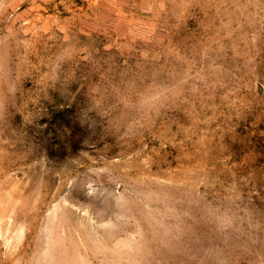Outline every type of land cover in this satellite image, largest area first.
Listing matches in <instances>:
<instances>
[{
    "label": "rangeland",
    "instance_id": "1",
    "mask_svg": "<svg viewBox=\"0 0 264 264\" xmlns=\"http://www.w3.org/2000/svg\"><path fill=\"white\" fill-rule=\"evenodd\" d=\"M0 264H264V0H0Z\"/></svg>",
    "mask_w": 264,
    "mask_h": 264
}]
</instances>
